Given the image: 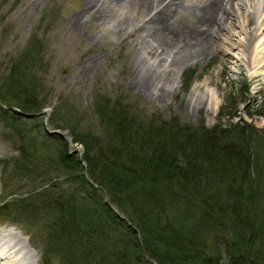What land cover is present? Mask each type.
<instances>
[{
	"label": "trees",
	"instance_id": "trees-1",
	"mask_svg": "<svg viewBox=\"0 0 264 264\" xmlns=\"http://www.w3.org/2000/svg\"><path fill=\"white\" fill-rule=\"evenodd\" d=\"M38 55L33 40L12 61L0 83V120L21 141L14 173L39 179L20 209L52 213L44 264H264V126L239 116L225 126L183 123L98 95L95 128L50 120L83 146L86 177L65 139L43 133L51 148L38 149V134L10 109L42 108L40 84L28 75ZM232 108L226 98L219 113L231 118ZM39 164L56 165L64 179L34 175Z\"/></svg>",
	"mask_w": 264,
	"mask_h": 264
},
{
	"label": "rangeland",
	"instance_id": "rangeland-1",
	"mask_svg": "<svg viewBox=\"0 0 264 264\" xmlns=\"http://www.w3.org/2000/svg\"><path fill=\"white\" fill-rule=\"evenodd\" d=\"M85 1L0 0V83L12 61L23 56L31 41L36 40L40 46L39 59L29 65L28 75L40 84L37 99H42L43 106L35 112L10 107L32 134H38V149L51 148V141L43 136L47 129L55 128L51 119L69 118L79 129L95 128L93 104L98 95L118 97L143 114L159 113L164 118L174 115L183 123L211 126L220 122L225 126L239 116L264 126V117L256 114V110L264 109L258 107V103H264V74H250V61H237L221 51L217 34L194 45L182 41L177 36L179 30L171 26L149 35H145V27L127 32L121 24L128 14H118L109 6L77 26L69 19ZM133 7L132 3L127 9ZM231 38L236 40L235 35ZM161 49L167 52L160 54ZM178 69L181 72L174 83ZM212 92L219 99L213 108L208 104ZM226 98L234 100L236 115L231 118L229 110L219 113ZM57 129L69 135L67 128ZM20 143L13 128L0 120V232L9 230L22 243L27 241L25 250L31 264H44L42 252L48 250L47 224L52 213H31L30 206L20 209L19 199L36 190L39 181L14 173V162L21 158ZM76 146L82 153L81 143L72 144V148ZM34 170V175L48 170V175H57L56 181L64 179L56 165L39 164ZM19 255L25 256V252ZM226 261L223 257L221 264Z\"/></svg>",
	"mask_w": 264,
	"mask_h": 264
},
{
	"label": "bare ground",
	"instance_id": "bare-ground-1",
	"mask_svg": "<svg viewBox=\"0 0 264 264\" xmlns=\"http://www.w3.org/2000/svg\"><path fill=\"white\" fill-rule=\"evenodd\" d=\"M132 3L134 7L127 9ZM107 6L118 14H128L121 24L127 32L145 27V35H149L171 26L179 30L177 36L182 41L194 45L217 34L221 51L237 61H250L252 66L247 68L250 74H264V0H86L69 21L83 25ZM234 35L236 40L231 38ZM165 52L162 50L160 54ZM180 72L178 69L175 73L174 83ZM218 101L212 92L209 106L215 107ZM27 244L12 231L0 232V264H31L25 250ZM24 252L25 256L19 255Z\"/></svg>",
	"mask_w": 264,
	"mask_h": 264
},
{
	"label": "water",
	"instance_id": "water-1",
	"mask_svg": "<svg viewBox=\"0 0 264 264\" xmlns=\"http://www.w3.org/2000/svg\"><path fill=\"white\" fill-rule=\"evenodd\" d=\"M49 132H58V130H48ZM69 143L71 144V142L69 141ZM70 151L72 152H78L79 154V160L81 161V163L84 165V167L86 168V165H85V162L83 161V159L81 158L80 154H81V151L77 148V147H74L72 148ZM84 173H85V170H84Z\"/></svg>",
	"mask_w": 264,
	"mask_h": 264
}]
</instances>
